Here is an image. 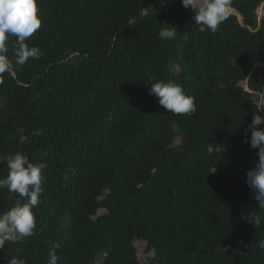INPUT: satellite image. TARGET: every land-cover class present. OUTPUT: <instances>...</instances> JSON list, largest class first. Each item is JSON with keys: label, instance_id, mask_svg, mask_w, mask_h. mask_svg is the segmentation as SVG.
Listing matches in <instances>:
<instances>
[{"label": "trees", "instance_id": "16d2710c", "mask_svg": "<svg viewBox=\"0 0 264 264\" xmlns=\"http://www.w3.org/2000/svg\"><path fill=\"white\" fill-rule=\"evenodd\" d=\"M38 3L27 43L39 59L0 76V179L22 153L47 164L46 180L35 234L6 243L0 264H47L56 243L58 264H141L135 239L154 252L148 264H264V224L249 221L264 210L246 184L258 149L244 142L264 116V0H232L215 33L182 0ZM171 26L176 39L162 40ZM158 81L180 85L196 112L164 109ZM16 199L0 189V212Z\"/></svg>", "mask_w": 264, "mask_h": 264}, {"label": "clouds", "instance_id": "9594fccd", "mask_svg": "<svg viewBox=\"0 0 264 264\" xmlns=\"http://www.w3.org/2000/svg\"><path fill=\"white\" fill-rule=\"evenodd\" d=\"M186 9L194 13L192 21L207 28L212 33L229 17L232 0H182ZM42 25L38 0H0V76L7 73L13 76L14 65L23 66L29 59H39L41 52L38 47L29 46L28 39L36 33ZM162 40H174L177 37V28L174 26L162 28L159 32ZM14 38V63L9 59L8 41ZM185 42L189 40L184 35ZM0 83H3L0 80ZM223 87V85H221ZM150 94L159 98V104L173 115H191L196 112L194 98L187 95L184 89L173 81H158L151 84ZM258 110L264 107H256ZM264 116L256 114L252 117L248 129L245 130V143L252 149H258V162L255 167L247 171L246 184L254 193L253 198L258 201V208L264 210ZM8 173L0 179V189H7L16 199L13 207L0 212V249L5 244L23 243L35 234L37 228L33 208L40 203L44 191L43 182L46 180L44 162L32 163L22 153H15L6 157ZM216 171V170H215ZM214 171V172H215ZM21 200L25 201L21 203ZM249 221L256 229L264 224V216L250 214ZM230 247V246H229ZM264 252V240L258 245ZM60 244L56 243L48 253L47 264H58L57 250ZM225 252L227 247H223ZM242 252L235 250V254ZM8 264H27L26 260L12 257Z\"/></svg>", "mask_w": 264, "mask_h": 264}, {"label": "rangeland", "instance_id": "374dc122", "mask_svg": "<svg viewBox=\"0 0 264 264\" xmlns=\"http://www.w3.org/2000/svg\"><path fill=\"white\" fill-rule=\"evenodd\" d=\"M169 2H172V0H169ZM259 16L264 17V6H262L259 9ZM259 107H261V105H259ZM261 109H257V111L259 112ZM103 211H101L100 213H102ZM134 245L135 248L137 250V255H138V260L141 264H148L150 262V260L154 257V252L153 251H149L147 248V243L142 240V239H135L134 240Z\"/></svg>", "mask_w": 264, "mask_h": 264}]
</instances>
